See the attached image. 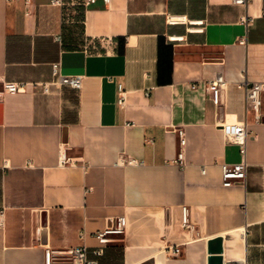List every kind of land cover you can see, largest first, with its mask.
Wrapping results in <instances>:
<instances>
[{"label":"crops","instance_id":"obj_1","mask_svg":"<svg viewBox=\"0 0 264 264\" xmlns=\"http://www.w3.org/2000/svg\"><path fill=\"white\" fill-rule=\"evenodd\" d=\"M262 6L0 0V79L25 83L0 93V264H45L47 245L103 246L94 233L119 216L126 233L103 246L99 264H209L216 237L224 261L264 264V98L263 118L248 115L245 183L225 186L221 168L242 160L221 128L246 119L240 82L264 81ZM170 12L203 20V30L170 24ZM218 74L226 83L215 104L208 86ZM176 128L185 167L172 162ZM63 153L77 162L61 164ZM183 205L193 229L181 226ZM172 244L180 257L165 251Z\"/></svg>","mask_w":264,"mask_h":264},{"label":"built area","instance_id":"obj_2","mask_svg":"<svg viewBox=\"0 0 264 264\" xmlns=\"http://www.w3.org/2000/svg\"><path fill=\"white\" fill-rule=\"evenodd\" d=\"M106 4H109L111 0H103ZM82 4L85 6H90L97 2V0H81ZM234 3L239 5H246L248 0H233ZM31 0H25L27 8L29 7ZM66 3V0H51L52 5L62 6ZM262 12L264 15V0L262 6ZM167 21L170 24H190L196 25L197 27H191L192 30H203L202 24L203 20H191L186 14H176L168 13ZM242 23L247 27L253 22V17L248 15L242 16ZM173 40L183 39L184 36H172ZM245 39L240 40L241 43H245ZM54 73L59 74L58 64L54 65ZM61 80L65 83L70 84L74 88L81 87V78L75 77H65L61 76ZM225 79L222 74H218L215 78L210 80L208 86V92L215 104H220L223 98V91L225 88ZM240 85L244 88L246 92V119L242 122H225L221 125L224 132L225 138L229 142H234L241 147L242 160L237 163H223L222 168V178L223 184L225 186H230L236 183H245L247 178V170L249 163L247 161V137H248V115L251 114L256 120L260 121L263 118L262 105L264 98V81H248L243 80ZM25 90L24 82H10L0 79V93L2 92H21ZM125 91L123 86H119V98L118 104L124 106ZM176 132L179 136L180 150L177 156L172 160V162L179 166L185 167L187 165L186 154H185V131L183 128H176ZM79 161V160H78ZM61 164H68L77 162L75 157L66 156V154L61 155ZM130 164H141L136 158H129L127 161ZM205 172V168L202 169ZM4 216V208H0V220ZM181 226L184 228L193 229L194 225L191 222L190 209L187 205H183L181 208ZM126 233V218L125 216H119L112 218L110 223L101 230L96 231L95 237L104 246L114 241L122 240ZM103 246H99L93 250H90L88 246H70L67 248H52L51 246L45 247V264H99L98 256L103 254ZM95 254V257H89L90 252ZM165 251L173 257H180L182 255V245L172 244L165 247ZM224 264H242L239 261H224Z\"/></svg>","mask_w":264,"mask_h":264},{"label":"water","instance_id":"obj_3","mask_svg":"<svg viewBox=\"0 0 264 264\" xmlns=\"http://www.w3.org/2000/svg\"><path fill=\"white\" fill-rule=\"evenodd\" d=\"M223 238L216 237L209 241V264H224Z\"/></svg>","mask_w":264,"mask_h":264}]
</instances>
